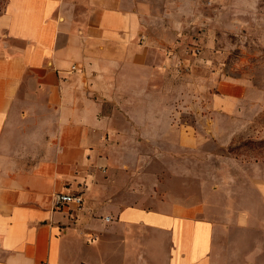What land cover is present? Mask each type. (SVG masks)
Masks as SVG:
<instances>
[{
    "label": "crops",
    "instance_id": "1",
    "mask_svg": "<svg viewBox=\"0 0 264 264\" xmlns=\"http://www.w3.org/2000/svg\"><path fill=\"white\" fill-rule=\"evenodd\" d=\"M153 7L150 0H7L0 264H154L145 242L158 263L213 264L215 227L198 216L200 205L180 196L122 203L157 198L136 186L137 170L119 153L141 152L159 136L178 135L189 148L221 136L228 130L221 121L237 115L249 87L215 70L190 78L171 15ZM261 191L264 198V184ZM57 192L81 193L83 205L56 207Z\"/></svg>",
    "mask_w": 264,
    "mask_h": 264
},
{
    "label": "rangeland",
    "instance_id": "2",
    "mask_svg": "<svg viewBox=\"0 0 264 264\" xmlns=\"http://www.w3.org/2000/svg\"><path fill=\"white\" fill-rule=\"evenodd\" d=\"M150 1L171 15L174 42L189 58L190 78L215 70L244 79L249 92L237 115L221 121L228 127L221 136L190 148L178 135L159 136L141 152L119 153L137 170L136 186L157 198L122 203L152 205L162 197L174 203L180 196L200 205L198 216L214 224L213 264H264V0ZM6 3L0 0V13ZM191 100L198 101L192 95ZM148 244L147 261L165 264Z\"/></svg>",
    "mask_w": 264,
    "mask_h": 264
},
{
    "label": "built area",
    "instance_id": "3",
    "mask_svg": "<svg viewBox=\"0 0 264 264\" xmlns=\"http://www.w3.org/2000/svg\"><path fill=\"white\" fill-rule=\"evenodd\" d=\"M73 68H75V66H73ZM83 201L84 199L81 193L57 192L54 195V202L56 207L67 204H75L80 208L83 205Z\"/></svg>",
    "mask_w": 264,
    "mask_h": 264
}]
</instances>
